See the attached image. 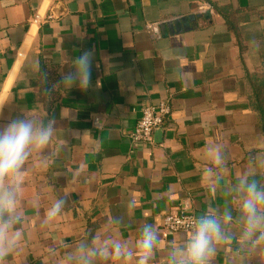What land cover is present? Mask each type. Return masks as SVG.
<instances>
[{
	"label": "crops",
	"instance_id": "0c3cea01",
	"mask_svg": "<svg viewBox=\"0 0 264 264\" xmlns=\"http://www.w3.org/2000/svg\"><path fill=\"white\" fill-rule=\"evenodd\" d=\"M186 16L195 18L182 30H161ZM85 50L91 87L67 89L61 80ZM256 80L264 0H0V127L55 121L50 143L0 183L14 187L20 235L4 264H137L145 226L158 237L148 264H171L193 233L167 232L163 217L185 204L198 220L219 219L227 237L214 238L208 264H264L259 232L243 238L240 190L241 180L264 190ZM164 99L163 132L132 142L137 108Z\"/></svg>",
	"mask_w": 264,
	"mask_h": 264
},
{
	"label": "clouds",
	"instance_id": "9594fccd",
	"mask_svg": "<svg viewBox=\"0 0 264 264\" xmlns=\"http://www.w3.org/2000/svg\"><path fill=\"white\" fill-rule=\"evenodd\" d=\"M93 52L85 50L72 61L73 71L63 76L61 83L67 89L78 87L87 91L92 83ZM66 110L63 109V115ZM54 120H49L45 127L32 119H12L7 125L0 127V183L5 178H14L22 169L25 161L33 149H43L51 141L54 133ZM217 162L220 157L217 155ZM240 190L246 193L243 199L242 211L245 219L244 239L256 237L257 242L264 241V190H258L255 182L240 181ZM64 201H56L47 213L51 220L61 213ZM16 209V193L14 187H0V264L8 256L20 239L19 233L13 231V214ZM18 219V217H17ZM225 220H231L225 215ZM215 239H227L221 231L219 219L210 215L201 216L195 224V230L186 247L180 250L179 258L173 253L171 264H208L209 257L215 251ZM157 234L151 226H145L138 241L137 264H148L153 248L157 242ZM114 253H121V245H114ZM99 254L108 258L106 249H101ZM92 256L97 255L93 250ZM131 255V253H127ZM84 264H90L85 260Z\"/></svg>",
	"mask_w": 264,
	"mask_h": 264
},
{
	"label": "built area",
	"instance_id": "2783aa9c",
	"mask_svg": "<svg viewBox=\"0 0 264 264\" xmlns=\"http://www.w3.org/2000/svg\"><path fill=\"white\" fill-rule=\"evenodd\" d=\"M208 10H211L210 4L201 2L198 11L203 13ZM147 30L153 35L159 34L157 24L148 23ZM137 111L138 119L129 137L134 143L152 144L154 132L165 127L172 112L170 100L164 99L157 104L144 105L137 108ZM197 221L195 214L189 210L188 204H185L163 217V229L171 233L191 234L195 230Z\"/></svg>",
	"mask_w": 264,
	"mask_h": 264
},
{
	"label": "trees",
	"instance_id": "16d2710c",
	"mask_svg": "<svg viewBox=\"0 0 264 264\" xmlns=\"http://www.w3.org/2000/svg\"><path fill=\"white\" fill-rule=\"evenodd\" d=\"M255 107L259 113L260 121L257 129L264 135V80L253 82Z\"/></svg>",
	"mask_w": 264,
	"mask_h": 264
},
{
	"label": "water",
	"instance_id": "95a60500",
	"mask_svg": "<svg viewBox=\"0 0 264 264\" xmlns=\"http://www.w3.org/2000/svg\"><path fill=\"white\" fill-rule=\"evenodd\" d=\"M205 15L208 16L207 13ZM194 18L195 16H186L183 18L173 20L172 22L162 24L161 30L163 31V33H167V29H169L170 32L180 31L183 29V26L187 27V24H189V22ZM155 132H163V130L157 129Z\"/></svg>",
	"mask_w": 264,
	"mask_h": 264
}]
</instances>
